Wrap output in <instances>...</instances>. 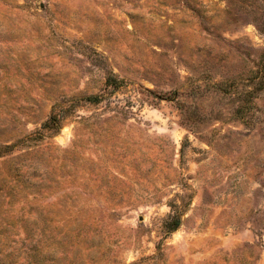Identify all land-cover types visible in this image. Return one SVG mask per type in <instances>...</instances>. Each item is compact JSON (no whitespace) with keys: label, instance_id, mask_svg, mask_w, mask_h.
I'll return each instance as SVG.
<instances>
[{"label":"rangeland","instance_id":"obj_1","mask_svg":"<svg viewBox=\"0 0 264 264\" xmlns=\"http://www.w3.org/2000/svg\"><path fill=\"white\" fill-rule=\"evenodd\" d=\"M0 264H264V0H0Z\"/></svg>","mask_w":264,"mask_h":264},{"label":"trees","instance_id":"obj_2","mask_svg":"<svg viewBox=\"0 0 264 264\" xmlns=\"http://www.w3.org/2000/svg\"><path fill=\"white\" fill-rule=\"evenodd\" d=\"M93 98H94V100H98V99H99L98 97H93ZM60 120H61L60 117H58V116H54V117H51V118L46 122L45 125H46L47 128H58V127H59V124H60V123H59ZM178 224H179V221H177V223H176L174 229L177 228Z\"/></svg>","mask_w":264,"mask_h":264}]
</instances>
